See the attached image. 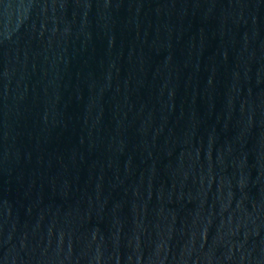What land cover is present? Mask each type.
<instances>
[{
    "label": "water",
    "instance_id": "water-1",
    "mask_svg": "<svg viewBox=\"0 0 264 264\" xmlns=\"http://www.w3.org/2000/svg\"><path fill=\"white\" fill-rule=\"evenodd\" d=\"M0 264H264V0H0Z\"/></svg>",
    "mask_w": 264,
    "mask_h": 264
}]
</instances>
